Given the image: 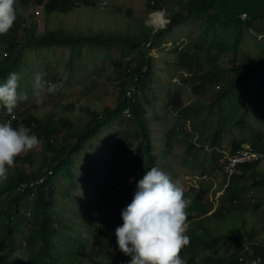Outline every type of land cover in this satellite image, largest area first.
<instances>
[{"label":"trees","instance_id":"obj_1","mask_svg":"<svg viewBox=\"0 0 264 264\" xmlns=\"http://www.w3.org/2000/svg\"><path fill=\"white\" fill-rule=\"evenodd\" d=\"M70 1L71 0H16L17 19L14 22V26L6 34L0 35V83L6 82L7 79L9 78L10 73H18L20 77L19 85L26 84L27 83L26 79L23 80V82H21L22 80L21 75H24L28 71V69L26 68L27 67L26 64H28L27 61L29 62V60L31 61L32 59L38 58V56L41 54H44V57L46 58L56 57L59 62H61L62 58H64L67 65H65L66 67L62 66V69L63 71L69 73V76L66 79L75 77V73H76L75 65L78 62H82L83 58L85 59V57L89 56L90 59L92 58L89 61L95 60L96 58H101V59L104 58L103 60L104 61L106 60L105 62L107 61L111 62L113 72L117 76L116 78L117 82L115 84L117 85V88H118V92H117L118 104L116 103V106H112L113 108L111 107H106L105 109L100 108V111L103 109L102 113L97 112L99 110H94L96 111L95 113L92 111L91 113L93 114H91V122H89L87 126L84 127L85 129H83L82 131L75 132L76 134L72 132V130H69L71 129V125L68 122L66 121L57 122L54 120L55 110L53 112H50V113L46 112L45 114L40 115L38 113L39 111L35 110V109H38V107L36 108V106H30L29 108L25 109L23 112H19V111L16 112V117L12 121V126L14 128H19L20 126L27 127L30 129V134H35L37 137L41 138L44 142L38 148L31 150L30 152L29 151L26 152L25 155L22 154L18 156L16 158L14 167L9 169L8 179L0 183V193H1L0 201L3 204L1 205L0 203V208H1L0 209L1 210L0 211V223H1L0 227L2 226V228H0V242H1L0 243V249H1L0 250V264H7V263L8 264H34L35 262H36L35 264H49V263L51 264H130L131 257L121 252L118 247L115 230L117 227L121 226L123 223V219L120 218L122 217V211L125 210L126 207L132 202L131 199H133L134 194L137 190L138 181L143 178L146 171H148L150 168L154 166L157 167L158 157L163 158V156H161L159 152L158 154L156 153L155 148L153 152L151 131L149 128V123L147 122L148 117H146V114L144 111L145 108L143 105V99L145 100V102L147 101L146 94L149 92L150 78H151L150 76H152L150 74H152L153 68L155 66L154 59L153 57L149 56V54L152 50L163 49L164 48L163 44L166 43L168 38L172 36L175 30V27L177 28L178 25L179 26L181 25V23L183 24L185 22L188 24V21L189 23H195L197 21V22H202L204 24V27L202 31L203 34H201V36H199L196 39H193V38L189 39L191 41H188L187 43L182 45L181 49L180 47H177L178 48L177 54H175L177 58H175L173 62L169 60L166 61L168 57L167 53L162 52V51L159 53V56L162 57V58L159 57V59L163 60V58H165L164 62H167V63L172 62V65L174 67H177L180 69L179 70L180 77H183L184 79V78H189L191 76V78L195 80L192 90L195 92V95H197V101L195 100L193 103H190L187 106L181 105V101L179 102L177 99L174 100V105L175 104L176 105L173 110H175V112L177 110L176 114L179 117V121L184 122L185 124H187V126L185 125L183 127H174L173 128L174 133L171 130V133H170L171 141L170 142H173V143H170V145L171 144L182 145L186 148L187 151L189 152L194 151L193 152L194 154H196L197 152L199 153L202 149L203 150L206 149L207 151L208 149L218 150L222 143V138H221L223 137L222 134L225 131L231 132L233 128H236V126L245 125L246 129L248 128L249 130H251L249 132L247 129L248 136L246 137V140L248 138H251L248 141L249 144H251L253 148L264 153V129H262L261 131L259 130L260 132H257L258 130L256 128L254 129V127L250 125V122L248 121V116H249L248 113L250 111V108L246 106V104H244L243 106H240V109H237L239 108V106L235 107L232 104L228 105L227 107L224 105L227 100L233 99L234 95L235 97H237L240 95V93L241 94L245 93L246 89H247L246 92L249 93L250 91L251 93V91L255 89L254 87H251V86L253 85L254 81H256L255 79L258 77L260 78V79L258 78L259 82H261L260 84L261 86H263V89H264V77L257 73V71L261 69L262 65L260 64H263L264 60L262 59L263 60L262 61L260 59L261 62L258 64L257 67H254L251 64H247L245 66L244 64L239 65L237 61L238 52L240 49L239 48L240 41L243 37L244 30L254 29V30L259 31V30L264 29V0H190V1L189 0H172L173 4L169 7L170 12L167 15V19H169V23L168 25H166V27L163 30H159L158 32H156L155 33L156 35L153 34L152 28L147 26L146 18L137 17V19H135L134 21L131 19L133 23L130 22V25H129L130 27L128 28L127 25L123 27V25L120 23L121 17H119L118 14L113 15L115 23L118 24L116 25L118 26V30L115 33L113 32L116 30V28H114L111 25H107V27L109 28V33L108 32L106 33V31L104 32L103 28L100 31L98 30L99 33L97 31L96 33L93 30H91V27L87 29L88 31L87 30L84 31L85 32L84 33L81 30V27L77 25V21H74L71 31L69 29L65 30L64 28H62V27H66L64 23H62L61 27L58 29H50L51 26L56 24L55 20L57 22L58 20H62L66 16H69V17L74 16L75 11L78 7H82L83 9H89L91 11L97 12L96 10V8L98 7L96 5L97 0H78V2L73 1V0L72 2ZM145 1H148V0H145ZM148 2L146 3L147 8L145 9V11L147 12H144V13H146L149 16L152 12L156 10H165L166 7L164 6L165 4L167 5L168 0H149ZM187 3L189 4V6ZM76 4H80V5L77 6ZM179 4H182L184 6L182 5L180 6ZM218 4L220 5L219 8H218L219 6ZM89 6H91L92 8ZM95 6L97 7L93 9ZM144 6H145V3H144ZM149 6L151 7L149 8ZM133 7H134V4L132 8H129L127 10L128 12L126 15H128L129 18L136 17L135 12H133ZM38 8L43 9L42 13L46 17V24L48 27L47 29L50 30L49 34L47 30L44 32V34L39 32V24H38L37 18H39L38 14L41 12L38 11ZM104 8L106 9L107 7H104ZM33 9L34 10L36 9L37 12L35 11L32 12ZM140 9L143 10V7H140L138 10ZM150 9L152 10L150 11ZM29 10H31L32 13L30 12V17L28 18L27 15L29 14L27 13ZM219 10L220 12L223 11V13H220ZM188 11L191 12V14L188 13ZM202 11H204V13ZM34 13H36L37 16H35ZM144 13H142L141 15H143ZM178 13L179 15H177ZM243 13H246L248 16L246 18H242L241 15ZM181 14H182L183 19H181L182 18ZM184 14L186 18L185 16H183ZM201 14L202 15L204 14V15L202 16ZM208 14H209V17H207ZM216 14L217 16L214 17V15ZM20 17H22V19ZM191 18H193V20L194 18H199V19H196L193 21ZM143 20L145 21L143 22ZM219 21L221 23L223 21L222 26L224 28H233L235 30V39L233 42L234 44L232 46H231V43L229 44L230 53H232V58H230L229 67L227 66V68L225 66V63L223 64L222 59H221L222 57H220L221 56L220 54L219 55L216 54L214 56L215 54L214 47L216 44L213 41L215 39L208 37L209 33H215V32L217 33L216 29L222 28L220 26L221 23ZM27 22H30V24H27ZM33 22L35 23V25L32 24ZM103 23L106 25V22L104 20H103ZM215 25L217 28L213 27ZM77 29L80 31H76ZM130 29L132 31H130ZM32 31L34 32V34H32ZM74 31L76 32L73 33ZM149 43H150V46L147 47ZM209 44L211 45V48L209 47L210 46ZM206 45L208 48L206 47ZM87 46H89V48ZM114 46H120L122 49H129L130 53H122L121 55H117V56L111 55L109 54V51H110V48ZM220 46H222V44L218 45V47ZM196 47L199 49H197ZM66 48H67V51H66ZM192 48H195V49H192ZM206 50L209 52L207 54L208 57L205 54ZM233 50L236 52H234ZM61 51H63V53ZM202 51H205V52H202ZM52 53L55 55H53ZM58 54L60 55L58 56ZM100 54H102V56H100ZM200 55L202 56L200 57ZM262 55L264 56V51ZM134 56L135 58H133ZM203 56L204 57L206 56V57L202 59ZM210 57H212V59ZM209 58L211 59V61ZM206 60H207V63H206ZM142 61L144 62V64H142L143 63ZM197 61H198V64H197ZM137 62H138V65L140 66L137 65ZM199 63H201V65ZM210 64L211 65L214 64V66L212 65L213 69L211 66H209ZM216 65H218V68ZM73 66H74V69H73ZM201 66H203V68ZM237 69L239 72L237 71ZM242 69L244 72L242 71ZM250 70L251 72L249 73ZM63 71H62V74H63ZM134 71L135 73H133ZM247 72H248V75H247ZM208 73L213 74V75H208ZM138 74L139 76H137ZM252 76H254V79H252L251 81L250 79L252 78ZM215 77H216V81H214ZM220 77H223L222 81L224 79L225 80L222 82ZM230 78H233V79H230ZM135 79H137L136 86L139 88V90L141 91L142 89H144L143 90L144 92L141 91L143 94L142 95L143 97H140V98L135 97L129 100L127 99V95L125 94H127V89L132 85V83L134 84ZM228 81L230 82V84ZM44 82L45 84L47 83L46 84L47 86L51 85L52 83L54 84L61 83L62 86L60 85V87L68 86L70 83V82H64L65 83L64 84L62 82H56L54 79L50 77L49 78L46 77L44 79ZM206 82L207 83L210 82V84L209 83L206 84ZM223 84L225 85V87ZM244 85L248 87L246 88ZM194 86H198V87L195 89ZM211 86H212V90L215 89L217 97L215 100L210 99L208 103H205L206 98H208L210 94L208 92L209 90L208 88H210ZM218 87H220V89H218ZM223 88L226 89L227 92H223V91H226ZM238 88H240L239 90L243 89L244 92L238 91ZM194 89L197 91H195ZM235 89L236 91H238L237 93ZM232 90L234 91V94ZM254 91L257 93H260V89H255ZM200 99L201 101H199ZM248 100L251 101V99H248ZM110 101L114 103L113 100H110ZM147 102L149 104V101ZM198 102L202 103L203 105ZM106 104H107V101H106ZM203 106L204 108H202ZM245 106L247 108H245ZM2 107L3 106L0 105V110ZM218 107L219 109L217 112L216 109ZM65 108L66 107H64V110ZM140 108H143V109H140ZM110 109H111V113L109 112ZM127 109L131 110L132 118L135 117L133 119L132 126H135L136 128L135 131L139 132L138 134L137 132L135 134V138L138 139L139 146L135 147L134 149L133 145L131 144L132 149L130 150L132 152L136 151L142 154V156L144 157L139 156V158L138 157L133 158V161L134 162L137 161V162L133 165L132 170L125 169V168L116 169L110 176L111 178L109 177V179H107L106 185L107 186L109 184L111 185L107 187V190L109 192L108 191L101 192L102 203L98 206L96 211L91 212L92 217H93L92 220H95V225L98 228L93 234L89 236L84 231H79L77 229V225L80 224L81 222L84 223L85 221L84 219L81 222L80 221L76 222L72 218H69L66 215L59 214L60 212L58 211L57 208H58L59 203L62 202V200L60 198L61 195L56 198L55 191H54V187H55L54 184L57 185V182H58L57 176L60 177L62 174H65L68 177L73 176L72 174L74 172H72L73 170L71 169L73 166L72 159L78 156L82 152V150L86 147V145L90 141H92L94 138H96L97 135L103 132L104 129L109 128V126L114 124L117 121V119H120L121 117L123 118L124 117L123 114ZM4 110L7 111L5 108ZM113 110L115 111V113L119 112V114H116V117H115V113H113L114 112ZM234 110L236 113L241 112L237 114L238 117L234 114ZM219 112H220L219 115L221 117L218 116ZM7 113L9 112L7 111ZM239 115L241 117H239ZM142 116H143V119H142ZM1 117H2V114L0 113V123L4 122L3 117L2 119ZM112 117H114L115 119H113ZM117 117H120V118H117ZM223 117L225 120L223 119ZM234 117H236L239 120L237 119L233 120ZM126 118L130 119L128 117ZM226 118H228V121H226L227 120ZM244 118L245 120H247V122L244 120ZM112 119H113V122H112ZM141 120L143 121L145 120L144 123ZM243 120L245 123L243 122ZM110 121L111 123H109ZM240 122L242 125L240 124ZM101 123L104 125H102ZM107 123H109L110 125ZM143 124L144 125L146 124L147 126L146 125L144 126ZM247 124L250 126L248 127ZM250 127L251 128L253 127V128L251 129ZM99 128H101V131ZM65 130L68 131V134L66 135V137H64L62 140H56V136L60 132L65 131ZM145 131H147L148 133ZM172 133H173V136H172ZM200 135L202 138L200 137ZM131 136L134 137V135H126V138L127 139L129 138L128 141L132 139ZM202 141L204 142L203 144H201ZM123 144H124V149H125L126 147L125 141L123 142ZM201 147L202 149H199ZM230 147H231L230 155H233L237 151H240L243 148V145L242 143L233 141V144L231 143ZM35 150H36V153H34ZM47 150H50V151H47ZM32 153L36 155H33ZM30 154L33 157L35 156L40 157L43 160V162L41 160V164H39L41 167H39L38 174L36 175L32 174L29 176L27 173L28 171L25 169H28L30 167L34 171H35V168L38 169V164L35 162V159H30L32 157ZM202 155H204V153ZM227 155L224 154L221 156L219 160L216 159L214 161L213 159H210V157H205V156L199 157V159L201 158L204 160L199 162L197 167H195L194 165L195 159H190V161H188L189 167H192V166H193L192 168L195 167L200 173L201 177H204V178L207 177L208 179L201 182V188L199 191H197L195 187L192 188L191 190L190 189L185 190V196L191 197L192 199V204L187 209V221L194 220L196 221V224H197L195 229L193 228L192 230L186 233L190 237V244L187 246L189 250L185 246L186 249L185 248L182 249L180 253L181 257L183 256L182 258L186 261V264H198V263L199 264H264V197L262 196L255 197L253 200H250L247 202L242 200V195H244L245 192L253 191V190L264 191V164H260L259 162H252L249 164L240 165L238 166L236 173L233 176L229 177L223 171V165L225 164V157ZM196 156L197 155H194V158H196ZM163 160H166V158ZM22 167L24 168V171ZM49 172H53L54 174L52 175V177L47 179L44 185L39 186L36 189L37 191L35 190L36 192L33 196L34 199L29 198L30 195L27 191H26L27 193L19 191L21 184L25 182L29 183V181L31 180L36 181L38 178L42 177V175L43 176H45V174L48 175ZM218 178L223 179L222 186L219 189L224 190L223 194L219 198L220 208L215 207V203L213 201L210 202V200L207 199L211 193H213V197L216 196L217 191L215 190L214 192H212V189L215 186L214 182ZM114 182L122 186L123 188L122 194L120 195L116 194L118 192H116L114 189L115 188ZM51 184L54 186H52ZM110 189L111 190L114 189V190L111 192ZM15 191L19 194L17 195ZM64 191H65L64 189L61 190V192H64ZM38 194L40 197L38 196ZM69 194H70V191L67 192L65 196L67 195L70 196ZM4 195L5 196L7 195V197H5ZM107 195H110L111 199H110V196H107ZM123 195H125L126 197H124ZM2 197L4 198V200ZM51 197H53V199ZM35 198L36 199L39 198L38 199L39 204L35 200ZM15 199L16 201H14ZM28 200H30L31 202L29 201L27 203ZM115 201L117 202V204H115ZM16 202L18 203L15 205ZM32 202H34V204H32ZM56 202L58 205L57 204L55 205ZM124 202L126 203V205L124 204ZM8 204L10 207L8 206ZM35 204H36V208L34 207ZM118 204H123L124 206L123 205L119 206ZM88 205L89 207H92V203H88ZM88 205H87V208H89ZM1 206L2 207L4 206V208H2ZM12 207L14 208L12 210H15V211L11 210ZM18 210L23 211V213L22 212L20 213V211ZM33 211L35 212V214L33 213ZM29 213L31 214V217H28ZM10 214H11V217H10ZM20 214H21V217H23V219H27V220L23 221V219L20 217ZM221 214H225V215H221ZM7 216H9L8 218H12L13 220L12 219L8 220L6 218ZM54 220H59L60 224L57 225L56 223H54ZM108 223H114V225L116 226L113 232L108 227ZM17 224H20V225H17ZM15 226L18 229L20 228L21 231L18 229L16 230ZM53 229L54 231H52ZM8 230L9 231L11 230L12 232L11 231L9 232ZM6 234H11L12 237L9 235L6 236ZM17 234L19 236V239L16 236ZM27 235L29 236L28 238H27ZM16 237L17 239H15ZM90 245H94V246L96 245L95 246L96 248L102 249L103 251L102 259L100 260L99 263H96L94 260H92L86 255V252L90 250L89 249ZM31 247L32 249L34 247L35 252L31 250ZM12 248H14L13 251H12ZM33 252L34 254L31 256L30 253H33ZM189 254H191L192 256Z\"/></svg>","mask_w":264,"mask_h":264},{"label":"rangeland","instance_id":"obj_2","mask_svg":"<svg viewBox=\"0 0 264 264\" xmlns=\"http://www.w3.org/2000/svg\"><path fill=\"white\" fill-rule=\"evenodd\" d=\"M145 2H147V1H144V0H97L96 5L98 7L95 6V8L97 7L96 9L98 12H94V11L92 12L91 10L89 12L88 11L89 9H83L81 7H78L76 9V11L77 10L78 11L77 12L75 11L76 15L74 14L75 17L74 16H72V17L66 16L62 20H58L57 23L55 25H53V26H55V28L53 26H51L52 28H50V29H58L61 27V24L64 23L66 25V27H62V28H64L65 30H68V29L72 30V25H73L74 21H77V22H79V26L82 28L81 29L82 31H86L87 30L86 28L91 27L92 28L91 30H96V31H98V30L100 31L103 28V29H105V31L107 33L109 31V28L106 26L111 25L114 28H116V30L113 32V33H115L118 30V26H116L118 24H116L114 21V16H113L114 14H118V16L121 17L120 23L123 25V27H125L126 25L127 26L130 25L131 19H133V18L137 19V17H143V18H146L147 21H149V16L146 13L141 15L145 11V9L147 8V6H146V8L144 6ZM133 4H134L133 12H135L136 17L129 18L128 15H126L128 12L127 10L129 8H132ZM172 4H173L172 0H168V2H167L168 6L166 4L164 6V7H166L165 10H168V11L163 10L166 14V17L168 15V13L170 12L169 7ZM104 7H107L108 9L107 8L104 9ZM140 7H143V10L142 9L138 10ZM102 9H104V11ZM111 9H113L112 13L109 12V11H111ZM84 10H87V11L84 13ZM34 11H36V9L32 10V12H34ZM38 11H40L42 13L41 8H38ZM116 11H118V12L116 13ZM30 12H31V10L28 11V14H29L28 18L30 17ZM41 13L38 14L39 18H37V20H38V24H39V32L44 33L47 30L46 17L44 15H42L43 13L42 14ZM34 14H35V16H37L36 13H34ZM83 14L84 15L86 14V15L84 16ZM88 14H89V16H88ZM90 14H91V16L92 15L93 16L90 17ZM244 14H246V13L242 14V16H241L242 18H243ZM247 16L248 15L246 14V17ZM82 17H84V18H82ZM97 18H98V20H97ZM103 19H104V21L106 20L105 21L107 23L106 25L103 23ZM84 22H86V24ZM83 23L85 24V26L83 25ZM27 24H30V22H27ZM93 24H95V26ZM202 24H203L202 22L181 24L182 26L180 25L179 27L175 28V30H174L175 32H173V35L169 38L170 40L174 41V43H173L174 45H172L171 47H164L161 50H152L150 52L149 56L153 57L154 65H155L153 68V72L151 74L152 76H150L151 77L150 78V90H149V93H147L149 96H147V94H146V97L149 99L148 101H150L149 102L150 105L147 102H145V100L143 99V105H145V109H147V110H145V114H146V117L149 118L148 121L150 120L148 123L150 126L149 128H151L150 131H151V137H152L153 152H154V148H155L156 153L158 154V152H159L160 155L163 156V158L157 159V167L160 168L162 171H164L166 174H168L172 178L173 181L178 182L179 185H181L184 188V190H186V189L191 190L192 188L195 187L197 189V191L200 190L201 182L204 180V177H201L200 173L195 168V167H197L199 162L204 160L201 158L199 159V157H203V156L210 157V159H213V161H214L216 159L219 160L221 158V156L224 154L230 155V148H231L230 145H231V142H233V140L235 141V139L239 140V141H236L238 143H242V142L245 143V144L242 143L243 147H246L248 145L251 146V144H249V142H248L249 139H247V140L245 139L247 137V134H248L247 130H244V128L246 129L245 125L243 127L238 125V127L233 128V130H234L233 132L232 131L231 132L225 131L222 134L223 140H222V143H221L220 148L218 150L217 149L216 150L208 149V151H207L206 149L203 150L201 147L200 149H202V150L199 153L197 152L196 154H194L193 153L194 151L189 152L182 145H175V144L170 145V143H173V142H170L171 141V139H170L171 128L183 127L185 125L187 126V124H185L184 122L179 121L178 115L173 110L174 109L173 108L174 100L176 98L179 99L178 96H180L181 105H183V106H187L190 103H193L195 100L197 101V95H195L194 91L192 90L195 80H193L191 78V76L189 78L183 79V77H180V71H179L180 69L177 67H174L172 65V62L174 61V59L177 58V56H175V54H177L176 53L177 48L175 46L178 47L179 44L184 45L185 43H187L189 41V39H191V38L196 39L197 37L201 36L202 30L204 27V24L203 25ZM77 25H78V23H77ZM177 29H178V31H177ZM216 30H217L216 35H214L215 33H209L208 37L209 38H214V37L218 38V39H215L213 41V42H215V44H217V45L214 44L215 45L214 53L220 54L221 55L220 57H222L223 64L225 63V66L229 67V59L232 58V57H230V56H232V53H230L229 42L231 43V46L234 44L233 42L235 39V37H234L235 35L233 36V33L235 34V30L233 28H223V27L218 28ZM222 30L227 31L229 34L228 33L226 34V32H224ZM176 33H177V35H176ZM224 33H225V35L223 36ZM221 35L223 37L227 36L228 38L226 37L227 39L225 38V40H224V38L221 37ZM216 36H218V37H216ZM219 37H221L220 38L221 43L218 42ZM169 39H168V41H169ZM169 42H171V41H169ZM169 42H166V43H169ZM218 43L223 44V45L218 47ZM263 43H264V29L259 30V31L254 30V29L244 30L243 37L240 41V46H239L240 50L238 52V57H237L238 64L239 65L240 64H244V65L245 64L246 65L252 64L253 66H258V62L259 63L261 62L260 59L264 60V56L262 55L263 51H264V44ZM161 51L167 53L168 57H167L166 61L169 60L172 62H170V63L164 62L165 58H163V60L159 59V57H161V56H159V53ZM122 53H130V50L129 49H122L120 46H114V47H111L110 51H109V54L116 55V56L121 55ZM103 59L96 58L95 60L89 61L90 57H85V59L83 58V61L81 62V64L83 63L82 65L80 64V62H78L75 65V72H77L76 76L74 78H69V79H66L69 76V73L63 71V69H62V66L67 65L64 58H62L61 62H59L56 57L46 58V57H44V54H41L38 56V58L32 59L31 61L29 60V62L27 61V63H29L27 65L28 71L24 75H22L21 82H23V80L26 79V82H28V83H26L24 85L23 84L19 85L20 87L18 89V91L26 93V99L19 101L17 104V107L13 110V112L11 114H16L17 111L23 112L25 109L29 108L30 106L38 107L37 111H39L40 115H43L46 112H49V110H50V112L55 110V115H56V116H54L55 121L56 120L61 121V119H62V121L68 122L69 124H71V128H73V129H71L72 132H77V131L79 132L80 130L82 131L83 127L87 126V124L89 122H91V113H89V111L91 112L94 110H100L101 106H102V108L103 107L106 108V107H110V106L112 108V102L110 100L114 101L113 106H116V103H118V101H117V92H118L117 90H118V88H117V85L115 84L116 80H117L116 79L117 76L113 72L111 62L107 61L104 64L103 62H101V61H103ZM87 61H88V64L86 65ZM51 64H53V65H51ZM83 65H84V67H83ZM88 65L89 66L92 65V66L88 67V69L86 68L87 71H85L84 69ZM73 69H74V66H73ZM258 69H260V68H258ZM263 69H264V63L261 66V69H260L261 71L258 70L257 73L264 77V74H263L264 70ZM62 71H63V74H62ZM58 72L59 73L61 72V73L59 74ZM82 72L84 73V75ZM38 76L41 77V79L38 80L37 79ZM46 77H50V78L54 79L56 82H62V83L70 82V83L68 86H65L63 88L59 87L61 85V83H59L58 85L52 83L53 86H55L56 88L54 87V90L50 91L49 89H50V86H52V84L48 85V86L46 84H43L44 78H46ZM255 80L256 81H254L252 87L254 86L255 89H260V93L255 92L254 91L255 89L251 91V94H250V91H249V93L245 91L244 94L242 93L243 95L241 94V96L239 95V97L237 96V97H235V99L233 98V99L227 100L226 101L227 103H225L224 105L227 107L228 105L232 104L235 107L236 106L240 107L241 102L243 103V105L246 104L250 108V111L248 113V115H249L248 121L250 122V125L255 127L257 130H262V129H264V97H263L264 96L263 95L264 89H263V86H261V84L257 82V81H259V79L256 78ZM92 84H93V86H92ZM90 86H92V87H90ZM208 91H210V94H209V97L206 98L205 103H208L210 101V99L215 100L217 97L215 89L212 90V87H210ZM150 93H151V95H150ZM214 95L216 97H214ZM247 95H250V99H251L250 102L248 100L249 96H247ZM87 96H89V97H87ZM85 98L87 101L85 100ZM51 99H52V101H51ZM107 100H108V102L110 101L109 102L110 105L108 104V102L106 104ZM38 103H39V105H38ZM161 105H163V106H161ZM158 106H160V107H158ZM64 107H67V108H65V110H64ZM41 109H42V111H41ZM167 110H169V111H167ZM87 112H88V114H87ZM97 112H100V111H97ZM150 113H152V114H150ZM76 115H78V116H76ZM81 116H82V118H81ZM158 116L161 120H159ZM56 117H57V119H56ZM133 119L134 118H132L131 120L127 119L125 116L122 119V117H121L114 124H112L111 127H109V129L107 128L108 130L105 129L106 132L105 131L101 132L97 138H94V140H92V142H89L90 144L88 143V145L82 150L83 152H81L78 156H76L74 158V161H72V162L76 163V164H74V167L72 166V168H71L72 170H74L73 171L74 175L72 177H68L65 174H62L60 176V178L58 179L57 185L54 187L56 198L61 195L60 198L62 200V202L59 203L58 208L56 206V208L60 212L59 214L60 215H66L69 218H72L76 222L77 221L81 222L84 219L85 220L84 223L81 222L80 224H78L77 229L79 231H82V230L87 231L89 233V236L96 231L95 220H92L93 217H92L91 212L96 211L98 206L102 203L101 192L107 191V185H106L107 179L112 175V173L116 169L125 168V169L132 170L133 165H134V162L132 160H133V158H135L134 156H136V157L142 156V154H140L136 151L132 152L130 150V149H132L131 144L133 145L134 149H135V147L138 146V144H139L138 139L132 138L129 142H128V140H126V135H130V134L132 135V132H136L135 126L131 125L133 122ZM245 121L247 122V120H245ZM124 122H126V123H124ZM82 123H83V125H82ZM128 123H129V125H128ZM72 124H73V127H72ZM154 125L158 128H156ZM128 126L130 128H128ZM117 127H119V129H117ZM242 129H243V131H242ZM75 130H77V131H75ZM160 130H161V132H160ZM115 131H117V132H115ZM239 132H241L242 134L240 135ZM67 134H68L67 130L60 132L56 136V140H62ZM116 137H118V138H116ZM235 137H237V138H235ZM242 138L244 141L242 140ZM124 141L126 144L125 149H124V144H123ZM158 141H160V142H158ZM88 146H89V148H88ZM202 152L204 153V155H202L203 154ZM25 154H26V152L23 153V155H25ZM194 155H197L196 158H194ZM165 158H166V160H163ZM33 159H35V162L38 165L41 164V160H42L41 158L37 157V159H36V156H35V157H33ZM190 159H195V161H194L195 167L194 168H192L193 166L189 167V165H188V161H190ZM207 160H209V159H207ZM39 167H38V170L34 167L35 171L31 167L28 168L27 169L28 175L30 176L32 174H34V175L38 174ZM169 169H171V170H169ZM75 172H76V174H75ZM69 178H73V179H69ZM67 179L69 180V182ZM62 180L65 183L64 186L62 184H60V183H63ZM72 180H74V181L72 182ZM66 182H67V184H66ZM196 182L198 185L196 184ZM222 182H223V179H221V178L216 179V181L214 182L215 186L213 187L212 192H214L215 190L217 191L216 196H215L217 198L213 197V193H211L209 195V197L207 198L208 200L213 201L215 203V207H219V205H220L219 198L224 192V190L219 189L222 186ZM91 183H93V184H91ZM58 185L59 186L62 185V188H60ZM114 187L116 188L115 190L118 192L117 195H120L123 193L122 192L123 188L122 189L117 188L118 186H114ZM62 189H64L65 191L61 192ZM69 191H70V194H69L70 196H68V195L65 196V194ZM71 192H73V193L71 194ZM259 196L264 197V191H262V190L248 191V192H245L244 195H242V200L247 202V201L253 200L255 197H259ZM89 202L92 203V207L87 208V204ZM28 217H31L30 213L28 214ZM54 223H56L57 225L60 224L59 220H54ZM187 223L189 225L187 232L192 230L193 228L195 229V227L197 225L196 221H194V220L193 221L189 220V221H187ZM108 227L111 228V230L113 232L115 230L116 226L114 225V223H108ZM89 249L90 250L86 252V255L89 258H91L92 260H94L96 263H99L100 260L102 259V252H103L102 249L101 248H95L94 245H90Z\"/></svg>","mask_w":264,"mask_h":264},{"label":"clouds","instance_id":"obj_3","mask_svg":"<svg viewBox=\"0 0 264 264\" xmlns=\"http://www.w3.org/2000/svg\"><path fill=\"white\" fill-rule=\"evenodd\" d=\"M16 19V0H0V35L6 34ZM19 79L18 73H10L7 81L0 83V105L9 113L26 99V93L18 91ZM43 142L27 127L14 128L10 121L0 123V183L8 179L18 156ZM191 204L184 188L160 168L146 171L132 202L122 211L123 224L115 230L118 247L131 257L130 264H186L180 253L190 244L186 233Z\"/></svg>","mask_w":264,"mask_h":264},{"label":"bare ground","instance_id":"obj_4","mask_svg":"<svg viewBox=\"0 0 264 264\" xmlns=\"http://www.w3.org/2000/svg\"><path fill=\"white\" fill-rule=\"evenodd\" d=\"M73 1H74V0H73ZM144 1H145V0H144ZM148 1H149V0H148ZM148 1H147V2H148ZM189 1H190V0H189ZM21 2H22V1H21ZM27 2H29V1H27ZM43 2H44V1H43ZM70 2H72V0H71ZM147 2H145V4H146ZM163 2H164V1H163ZM17 3H18V1H17ZM23 3H24V1H23ZM87 3H89V2H87ZM148 3H149V2H148ZM34 4H35V3H34ZM72 4H73V3H72ZM101 4H102V3H101ZM177 4H178V3H177ZM187 4H188V3H187ZM35 5H36V4H35ZM74 5H75V4H74ZM76 5L79 6L80 4H76ZM117 5H118V4H117ZM149 5H150V4H149ZM154 5H155V4H154ZM179 5L181 6L182 4H179ZM179 5H178V6H179ZM218 5H219V4H218ZM182 6H184V5H182ZM186 6H187V5H186ZM188 6H189V4H188ZM32 7H33V6H32ZM41 7H42V6H41ZM89 7H91V6H89ZM150 7H151V6H149V8H150ZM153 7H155V6H153ZM161 7H162V6H161ZM212 7H213V6H212ZM219 7H220V5L218 6V8H219ZM81 8H82V7H81ZM91 8H92V7H91ZM91 8H90V9H91ZM101 8H102V7H101ZM145 8H146V5H145ZM180 8H181V7H180ZM45 9H46V8H45ZM93 9H95V7H94ZM93 9H92V10H93ZM104 9H105V8H104ZM107 9H108V8H107ZM109 9H110V8H109ZM161 9H162V8H161ZM164 9H165V8H164ZM210 9H211V7H210ZM214 9H216V8H214ZM222 9H223V8H222ZM96 10H97V9H96ZM112 10H113V9H111V11H109V12L112 13ZM151 10H152V9H150V11H151ZM153 10H154V9H153ZM169 10H170V9H169ZM172 10H173V9H172ZM190 10H191V9H190ZM220 10H221V9H220ZM220 10H219V12H220ZM17 11H18V10H17ZM42 11H43V9H42ZM77 11H78V10H77ZM77 11H76V12H77ZM86 11H87V10H84V13H85ZM88 11L90 12V10H88ZM99 11H100V10H99ZM103 11H104V10H103ZM107 11H108V10H107ZM165 11H168V10H165ZM173 11H174V10H173ZM19 12H20V10H19ZM35 12H36V11H35ZM46 12H47V11H46ZM92 12H93V11H92ZM97 12H98V11H97ZM101 12H102V11H101ZM109 12H108V13H109ZM117 12H118V11H116V13H117ZM144 12H147V11H144ZM144 12H143V13H144ZM148 12H149V11H148ZM179 12H180V11H179ZM196 12H197V11H196ZM202 12L204 13V11H202ZM207 12H208V11H207ZM207 12H206V13H207ZM216 12H217V11H216ZM17 13H18V12H17ZM48 13H49V12H48ZM87 13H88V12H87ZM174 13H175V12H174ZM188 13L191 14V12H189V11H188ZM220 13H223V11L220 12ZM27 14H28V13H27ZM41 14H42V13H41ZM100 14H101V13H100ZM100 14H99V15H100ZM136 14H137V13H136ZM218 14H219V13H218ZM20 15H21V14H20ZM42 15H43V14H42ZM45 15H46V14H45ZM52 15H53V14H52ZM75 15H76V13H75ZM83 15H84V14H83ZM85 15H86V14H85ZM85 15H84V16H85ZM99 15H98V16H99ZM104 15H105V14H104ZM109 15H110V14H109ZM130 15H131V14H130ZM158 15L160 16V14H158ZM165 15H166V14H165ZM177 15H179V13H178ZM197 15H198V14H197ZM201 15H202V14H201ZM203 15H204V14H203ZM203 15H202V16H203ZM234 15H236V14H234ZM21 16H22V15H21ZM27 16H28V15H27ZM88 16H89V14H88ZM92 16H93V15H92ZM92 16H91V14H90V17H92ZM100 16H101V15H100ZM174 16H175V15H174ZM183 16H185V14H184ZM188 16H189V15H188ZM188 16H187V17H188ZM211 16H212V15H211ZM215 16H217V14L214 15V17H215ZM221 16H222V15H221ZM241 16H242V15H241ZM74 17H75V16H74ZM96 17H97V16H96ZM119 17H120V16H119ZM119 17H118V18H119ZM130 17H131V16H130ZM146 17H147V16H146ZM168 17H169V16H168ZM172 17H173V16H172ZM181 17H182V14H181ZM196 17H197V16H196ZM199 17H200V16H199ZM207 17H209V14H208ZM20 18L22 19V17H20ZM20 18H19V19H20ZM52 18H53V17H52ZM78 18H79V17H78ZM82 18H84V17H82ZM88 18H89V17H88ZM170 18H171V17H170ZM185 18H186V16H185ZM210 18H211V17H210ZM220 18H221V17H220ZM47 19H49V18H47ZM54 19H55V18H54ZM92 19H93V18H92ZM92 19H91V20H92ZM115 19H116V17H115ZM156 19L159 20L158 18H156ZM181 19H183V17H182ZM191 19L193 20V18H191ZM196 19H199V18H194V20H196ZM202 19H203V17H202ZM222 19H223V17H222ZM32 20H33V19H32ZM83 20H84V19H83ZM97 20H98V18H97ZM103 20H104V19H103ZM132 20L134 21L135 19L133 18ZM192 20H191V21H192ZM194 20H193V21H194ZM209 20H210V19H209ZM211 20H212V19H211ZM84 21H85V20H84ZM105 21H106V20H105ZM129 21H130V20H129ZM133 21H131V23H133ZM139 21H141V20H139ZM144 21H145V20H143V22H144ZM193 21H192V22H193ZM223 21H224V20H223ZM223 21H222V23L219 21V22L221 23V25H220L221 27H223V26H222V25H223ZM23 22H24V21H23ZM23 22H22V23H23ZM135 22H136V21H135ZM137 22H138V21H137ZM143 22H142V24H143ZM171 22H172V21H171ZM171 22H170V23H171ZM196 22H197V21H196ZM196 22H195V23H196ZM207 22H208V21H207ZM224 22H225V21H224ZM242 22H243V21H242ZM25 23H26V22H25ZM55 23H57L56 20H55ZM77 23H78V22H77ZM84 23L86 24V22H84ZM84 23H83V25L85 26ZM110 23H111V22H110ZM140 23H141V22H140ZM184 23H185V22H184ZM184 23H183V24H184ZM188 23H189V21H188ZM237 23H238V22H237ZM18 24H19V23H18ZM32 24L35 25L34 22H33ZM42 24H43V23H42ZM106 24H107V23H106ZM137 24H139V23H137ZM181 24H182V23H181ZM186 24H187V23H186ZM208 24H209V23H208ZM214 24H215V23H214ZM216 24H217V22H216ZM218 24H219V23H218ZM21 25H22V24H21ZM78 25H79V24H78ZM81 25H82V24H81ZM93 25L95 26V24H93ZM135 25H136V23H135ZM167 25H168V24H167ZM202 25H203V24H202ZM229 25H231V24H229ZM232 25H233V23H232ZM234 25H235V24H234ZM103 26H104V25H103ZM140 26H141V25H140ZM140 26H139V27H140ZM147 26H148V25H147ZM181 26H182V25H181ZM220 26H219V27H220ZM20 27H21V26H20ZM25 27H26V26H25ZM53 27L55 28V26H53ZM106 27H107V26H106ZM129 27H130V26L128 25V28H129ZM135 27H136V26H135ZM170 27H171V26H170ZM174 27H175V25H174ZM178 27H179V25H178ZM208 27H209V26H208ZM213 27H216V25L213 26ZM227 27H228V26H227ZM231 27H232V26H231ZM17 28H18V27H17ZM32 28H33V26H32ZM47 28H48V27H47ZM51 28H52V27H51ZM77 28H78V27H77ZM94 28H95V27H94ZM94 28H93V29H94ZM140 28H141V27H140ZM175 28H176V27H175ZM216 28H217V27H216ZM223 28H224V27H223ZM30 29H31V28H30ZM30 29H29V31H30ZM81 29H82V28H81ZM86 29H88V28H86ZM91 29H92V28H91ZM98 29H99V28H98ZM98 29H97V30H98ZM131 29H132V27H131ZM131 29H130V31H132ZM138 29H139V28H138ZM142 29H144V28H142ZM142 29H140V30H142ZM34 30H35V29H34ZM40 30H41V29H40ZM69 30H70V29H69ZM103 30H104V32H105V29H103ZM103 30H102V31H103ZM135 30H136V29H135ZM145 30H146V29H145ZM162 30H163V29H162ZM171 30H172V29H171ZM173 30H174V28H173ZM204 30H205V29H204ZM19 31H20V30H19ZM43 31H44V30H43ZM52 31H53V30H52ZM70 31H71V30H70ZM70 31H69V32H70ZM76 31H80V30L77 29ZM76 31H74L73 33H75ZM87 31H88V30H87ZM93 31L95 32L96 30H93ZM93 31H92V32H93ZM149 31H150V30H149ZM177 31H178V29H177ZM202 31H203V30H202ZM208 31H209V30H208ZM212 31H213V30H212ZM222 31L226 32V34L228 33V32L225 31V30H222ZM47 32H48V34H49V33H50V30L47 29ZM83 32H84V31H83ZM97 32H98V31H97ZM97 32H96V33H97ZM104 32H103V33H104ZM135 32H136V31H135ZM147 32H148V31H147ZM174 32H175V31H174ZM209 32H210V31H209ZM73 33H72V34H73ZM84 33H85V32H84ZM84 33H83V34H84ZM90 33H91V32H90ZM98 33H99V32H98ZM108 33H109V31H108ZM159 33H160V32H159ZM169 33H170V32H169ZM215 33H216V32H215ZM32 34H34L33 31H32ZM43 34H44V33H43ZM46 34H47V33H46ZM66 34H67V33H66ZM149 34H150V32H149ZM161 34H162V33H161ZM163 34H164V33H163ZM171 34H172V33H171ZM174 34H175V33H174ZM198 34H199V33H198ZM202 34H203V33H202ZM206 34H207V33H206ZM221 34H222V33H221ZM228 34H229V33H228ZM36 35H37V33H36ZM69 35H70V34H69ZM155 35H156V34H155ZM164 35H165V34H164ZM172 35H173V34H172ZM176 35H177V33H176ZM214 35H216V34H214ZM224 35H225V33L223 34V36H224ZM234 35H235V34L233 33V36H234ZM29 36H30V35H29ZM150 36H151V35H150ZM223 36L221 35V37H223ZM154 37H155V36H154ZM156 37H157V36H156ZM202 37H203V36H202ZM216 37H218V36H216ZM221 37H219V40H220V41L218 40V42H220V43H221V39H220ZM226 37H227V36L223 37L224 40H225ZM234 37H235V36H234ZM190 38H191V37H190ZM197 38H198V37H197ZM206 38H207V37H206ZM223 38H222V39H223ZM227 38H228V37H227ZM227 38H226V39H227ZM203 39H204V38H203ZM214 39H218V38H215V37H214ZM214 39H213V40H214ZM146 40H147V39H146ZM205 40H206V39H205ZM189 41H191V40H189ZM198 41H199V40H198ZM206 41H207V40H206ZM206 41H205V42H206ZM216 41H217V40H216ZM222 41H223V40H222ZM231 41H232V40H231ZM199 42H200V41H199ZM227 42H228V41H227ZM227 42H226V43H227ZM71 43H72V42H71ZM71 43H70V44H71ZM209 43H210V42H209ZM216 43H217V42H216ZM220 43H219V44H220ZM191 44H192V43H191ZM191 44H190V45H191ZM197 44H198V43H197ZM219 44H218V45H219ZM229 44H230V42H229ZM263 44H264V43H263ZM199 45H200V44H199ZM209 45H210V44H209ZM216 45H217V44H216ZM222 45H223V44H222ZM224 45H225V44H224ZM79 46H80V45H79ZM151 46H153V45H151ZM156 46H158V45H156ZM156 46H155V47H156ZM202 46H203V45H202ZM76 47H78V46H76ZM87 47L89 48V46H87ZM190 47H192V46H190ZM206 47H207V45H206ZM206 47H205V48H206ZM209 47L211 48V45H210ZM73 48H74V46H73ZM196 48H197V47H196ZM207 48H208V47H207ZM221 48H222V47H221ZM239 48H240V47H239ZM57 49H58V48H57ZM177 49H178V48H177ZM192 49H195V48H192ZM197 49H199V48H197ZM197 49H196V50H197ZM211 50H213V49H211ZM239 50H240V49H239ZM66 51H67V48H66ZM66 51H65V52H66ZM233 51H234V50H233ZM49 52H50V51H49ZM52 52H53V50H52ZM59 52H60V51H59ZM61 52L63 53V51H61ZM192 52H193V51H192ZM202 52H205V51H202ZM206 52H207V53H206ZM206 52H205V54H206V56H207V54H208L209 52H208L207 50H206ZM211 52H212V51H211ZM234 52H236V51H234ZM11 53H12V52H11ZM76 53H77V51H76ZM176 53H177V52H176ZM199 53H200V51H199ZM52 54H53V53H52ZM197 54H198V53H197ZM211 54H212V53H211ZM211 54H209V55H211ZM233 54H234V53H233ZM236 54H237V53H236ZM53 55H55V54H53ZM59 55H60V54H58V56H59ZM67 55H68V54H67ZM71 55H72V54H71ZM89 55H90V54H89ZM108 55H109V54H108ZM108 55H107V56H108ZM145 55H146V54H145ZM215 55H216V54H214V56H215ZM218 55H219V54H218ZM65 56H66V55H65ZM100 56H102V54H100ZM143 56H144V54H143ZM190 56H192V55H190ZM201 56H202V55H200V57H201ZM206 56H205V57H206ZM234 56H235V55H234ZM88 57H89V56H88ZM198 57H199V56H198ZM205 57L203 56L202 59H204ZM207 57H208V56H207ZM212 57H213V56H212ZM212 57H210V58L212 59ZM230 57H232V56H230ZM236 57H237V56H236ZM81 58H82V57H81ZM133 58H135V56H134ZM137 58H138V57H137ZM210 58H209V59H210ZM214 58H215V57H214ZM219 58H220V57H219ZM30 59H31V57H30ZM59 59H60V58H59ZM91 59H92V58H91ZM91 59H90V60H91ZM145 59H147V58H145ZM197 59H199V58H197ZM211 59H210V61H211ZM221 59H222V58H221ZM108 60H109V59H108ZM133 60H134V59H133ZM133 60H131V61H133ZM229 60H230V59H229ZM105 61H106V60H105ZM105 61L103 60V61H101V62H103V63L105 64ZM144 61H146V60H144ZM237 61H238V59H237ZM142 62H143V61H142ZM208 62H209V61H208ZM234 62H235V60H234ZM245 62H246V61H245ZM139 63H140V62H139ZM206 63H207V60H206ZM232 63H233V62H232ZM247 63H248V62H247ZM249 63H250V62H249ZM28 64H29V63H28ZM28 64H26V65H28ZM80 64H81V62H80ZM80 64H79V65H80ZM82 64H83V63H82ZM82 64H81V65H82ZM87 64H88V61H87L86 65H87ZM140 64H141V63H140ZM142 64H144V62H143ZM197 64H198V61H197ZM199 64L201 65V63H199ZM230 64H231V63H230ZM258 64H259V62H258ZM51 65H53V64H51ZM109 65H110V64H109ZM137 65H138V62H137ZM137 65H136V66H137ZM212 65L214 66V64H212ZM212 65L210 64L209 66H211L212 69H213V66H212ZM218 65H219V64H218ZM218 65H216L217 68H218ZM241 65H242V64H241ZM245 65H246V64H245ZM245 65H244V66H245ZM251 65H252V64H251ZM255 65H256V64H255ZM260 65H262V64H260ZM91 66H92V65H91ZM91 66L88 65L87 67H85L84 70L87 71L88 67H91ZM138 66H140V65H138ZM198 66H199V65H198ZM50 67H51V66H50ZM53 67H54V66H53ZM65 67H66V66H65ZM83 67H84V65H83ZM201 67L203 68V66H201ZM221 67H222V66H221ZM233 67H234V66H233ZM240 67H241V66H240ZM240 67H239V68H240ZM254 67H257V66H254ZM26 68H27V67H26ZM59 68H60V67H59ZM67 68H68V67H67ZM69 68H70V67H69ZM80 68H81V67H80ZM86 68H87V69H86ZM92 68H93V67H92ZM96 68H97V67H96ZM214 68H216V67H214ZM226 68H227V66H226ZM247 68H249V67H247ZM250 68H251V67H250ZM49 69H50V68H49ZM65 69H66V68H65ZM94 69H95V68H94ZM125 69H126V68H125ZM146 69H147V68H146ZM199 69H200V68H199ZM222 69H223V68H222ZM46 70H47V69H46ZM57 70H58V69H57ZM61 70H62V69H61ZM97 70H98V69H97ZM135 70H136V68H135ZM147 70H148V69H147ZM215 70H216V69H215ZM229 70H230V69H229ZM263 70H264V69H263ZM47 71H48V70H47ZM88 71H89V70H88ZM101 71H102V70H101ZM137 71H138V70H137ZM211 71H213V70H211ZM237 71H238V69H237ZM242 71H243V69H242ZM73 72H74V71H73ZM83 72H84V71H83ZM83 72H82V73H83ZM209 72H210V71H209ZM227 72H228V71H227ZM229 72H230V71H229ZM238 72H239V71H238ZM240 72H241V71H240ZM243 72H244V71H243ZM243 72H242V73H243ZM250 72H251V70L249 71V73H250ZM50 73H51V72H50ZM55 73H56V72H55ZM58 73H59V72H58ZM60 73H61V72H60ZM60 73H59V74H60ZM76 73H77V72H76ZM76 73H75V76H76ZM87 73H88V72H87ZM125 73H126V72H125ZM133 73H135V71H134ZM42 74H43V73H42ZM52 74H53V73H52ZM142 74H143V72H142ZM149 74H150V72H149ZM231 74H232V73H231ZM233 74H234V73H233ZM245 74H246V73H245ZM263 74H264V73H263ZM83 75H84V73H83ZM85 75H86V74H85ZM150 75H151V74H150ZM208 75H213V74H209V73H208ZM214 75H215V74H214ZM223 75H224V74H223ZM225 75H226V74H225ZM247 75H248V72H247ZM21 76H22V75H21ZM40 76H41V75H40ZM53 76H54V75H53ZM81 76H82V75H81ZM137 76H139V74H138ZM181 76H182V75H181ZM126 77H127V76H126ZM208 77H209V76H208ZM243 77H244V75H243ZM42 78H43V77H42ZM48 78H49V77H48ZM79 78H80V77H79ZM107 78H108V77H107ZM109 78H110V77H109ZM122 78H123V77H122ZM220 78H221V81H222V78H223V77H220ZM228 78H229V77H228ZM249 78H250V77H249ZM258 78H259V77H258ZM261 78H262V76H261ZM44 79H45V78H44ZM230 79H233V78H230ZM252 79H254V76H252V78H251L250 80L252 81ZM259 79H260V78H259ZM28 80H29V79H28ZM108 80H109V79H108ZM208 80H209V78H208ZM208 80H207V81H208ZM217 80H218V78H217ZM224 80H225V79H224ZM224 80H223V81H224ZM226 80H228V79H226ZM51 81H53V80H51ZM214 81H216V77H215V80H214ZM223 81H222V82H223ZM48 82H49V81H48ZM110 82H111V81H110ZM112 82H113V81H112ZM116 82H117V80H116ZM128 82H129V80H128ZM228 82H229V81H228ZM257 82H258V83H261V82H259V81H257ZM27 83H28V82H27ZM41 83H42V82H41ZM92 83H93V82H92ZM107 83H108V82H107ZM130 83H131V81H130ZM140 83H141V82H140ZM147 83H149V82H147ZM208 83L210 84V82H208ZM208 83L206 82V84H208ZM211 83H212V82H211ZM226 83H227V82H226ZM247 83H248V82H247ZM43 84H45V82H44ZM46 84H47V83H46ZM48 84H49V83H48ZM64 84H65V83H64ZM66 84H67V83H66ZM82 84H83V83H82ZM87 84H88V83H87ZM120 84H121V83H120ZM218 84H219V82H218ZM229 84H230V82H229ZM242 84H244V83H242ZM57 85H58V84H57ZM90 85H91V84H90ZM118 85H119V84H118ZM121 85H122V84H121ZM132 85H133V83H132ZM138 85H139V83H138ZM147 85H148V84H147ZM223 85H224V84H223ZM227 85H228V84H227ZM245 85H246V84H245ZM245 85H244V86H245ZM52 86H53V84H52ZM61 86H62V85H61ZM86 86H87V85H86ZM92 86H93V84H92ZM92 86H90V87H92ZM104 86H105V85H104ZM148 86H149V85H148ZM250 86H251V85H250ZM59 87H60V86H59ZM122 87H123V86H122ZM124 87H125V86H124ZM143 87H144V86H143ZM146 87H147V86H146ZM194 87H195V89H196L198 86H194ZM211 87H212V86H211ZM224 87H225V85H224ZM239 87H240V86H239ZM242 87H243V85H242ZM245 87H246V86H245ZM247 87H248V86H247ZM247 87H246V88H247ZM251 87H252V86H251ZM251 87H250V88H251ZM253 87H254V86H253ZM260 87H261V86H260ZM55 88H56V87H55ZM61 88H63V87H61ZM147 88H148V87H147ZM199 88H200V87H199ZM226 88H227V87H226ZM148 89H149V88H148ZM148 89H147V91H148ZM151 89H152V88H151ZM195 89H194V90H195ZM208 89H209V88H208ZM223 89H224V88H223ZM236 89H237V88H236ZM236 89H235V91H236ZM239 89H240V88H238V91L244 92L243 89H242L243 91H242V90H239ZM261 89H262V88H261ZM58 90H59V89H58ZM123 90H125V89H123ZM143 90H144V89H142L141 91H143ZM149 90H150V89H149ZM224 90H226V89H224ZM246 90H247V89H246ZM246 90H245V91H246ZM86 91H87V90H86ZM92 91H93V90H92ZM117 91H118V90H117ZM195 91H197V90H195ZM199 91H200V90H199ZM201 91H203V90H201ZM238 91H236V93H237ZM262 91H263V90H262ZM31 92H32V91H31ZM143 92H144V91H143ZM208 92L210 93V91H208ZM217 92H218V91H217ZM223 92H227V90H226V91H223ZM228 92H229V91H228ZM232 92H233V94H234V91H233V90H232ZM57 93H58V92H57ZM89 93H90V92H89ZM119 93H121V92H119ZM148 93H149V92H148ZM167 93H168V92H167ZM194 93H195V92H194ZM194 93H193V94H194ZM206 93H207V92H206ZM206 93H205V94H206ZM152 94H153V93H152ZM243 94H244V93H243ZM243 94H242V95H243ZM250 94H251V93H250ZM86 95H87V94H86ZM123 95H124V94H123ZM125 95H127V94H125ZM142 95H143V94H142ZM150 95H151V93H150ZM231 95H232V94H231ZM231 95H229V96H231ZM240 95H241V93H240ZM263 95H264V94H263ZM90 96H91V95H90ZM147 96H149V95L147 94ZM216 96H217V94H216ZM216 96L214 95V97H216ZM226 96H227V95H226ZM245 96H246V95H245ZM247 96H249L248 99H250V95H247ZM87 97H89V96H87ZM91 97H92V96H91ZM120 97H121V95H120ZM141 97H143V96H141ZM178 97H179V96H178ZM181 97H182V96H181ZM206 97H207V95H206ZM233 97H234V99H235V95H234ZM238 97H239V96H238ZM263 97H264V96H263ZM101 98H102V97H101ZM134 98H135V97H134ZM139 98H140V97H139ZM153 98H154V97H153ZM228 98H230V97H228ZM245 98H246V97H245ZM53 99H54V98H53ZM102 99H103V98H102ZM119 99H120V98H119ZM121 99H122V98H121ZM127 99H128V98H127ZM127 99H125V100H127ZM176 99H177V98H176ZM179 99H180V97H179ZM179 99H177V100L180 102ZM238 99H239V98H238ZM85 100H86V98H85ZM88 100H89V99H88ZM103 100H104V99H103ZM129 100H130V99H129ZM148 100H149V99L147 98V101H148ZM200 100H201V99H200ZM200 100H199V101H200ZM225 100H226V99H225ZM253 100H254V99H253ZM39 101H40V100H39ZM51 101H52V99H51ZM51 101H50V102H51ZM86 101H87V100H86ZM97 101H98V100H97ZM117 101H118V99H117ZM132 101H133V100H132ZM147 101H146V102H147ZM189 101H190V100H189ZM237 101H238V100H237ZM73 102H74V101H73ZM104 102H105V101H104ZM107 102H108V100H107ZM109 102H110V101H109ZM109 102H108V104L110 105ZM134 102H136V101H134ZM138 102H139V101H138ZM149 102H150V101H149ZM158 102H159V101H158ZM249 102H250V101H249ZM147 103H148V102H147ZM162 103H163V102H162ZM171 103H172V102H171ZM183 103H184V102H183ZM183 103H182V104H183ZM198 103H200V102H198ZM220 103H221V102H220ZM225 103H227V102H225ZM42 104H43V103H42ZM42 104H41V105H42ZM53 104H54V103H53ZM117 104H118V103H117ZM121 104H122V103H121ZM123 104H124V102H123ZM126 104H127V103H126ZM159 104H160V103H159ZM166 104H167V103H166ZM173 104H174V103H173ZM177 104H178V103H177ZM179 104H180V103H179ZM194 104H196V103H194ZM200 104H202V103H200ZM38 105H39V103H38ZM44 105H45V104H44ZM113 105H114V104L112 103V106H113ZM131 105H132V103H131ZM135 105H136V104H135ZM149 105H150V104H149ZM175 105H176V104H175ZM175 105L173 106V108L175 107ZM202 105H203V104H202ZM202 105H201V106H202ZM222 105H223V104H222ZM242 105H243V103L241 102V106H242ZM49 106H50V105H49ZM100 106H101V105H100ZM106 106H107V105H106ZM127 106H129V105H127ZM127 106H126V107H127ZM151 106H152V105H151ZM153 106H154V105H153ZM161 106H163V105H161ZM193 106H194V105H193ZM195 106H196V105H195ZM198 106H199V105H198ZM201 106H200V107H201ZM246 106H247V105H246ZM246 106H245V108H247ZM110 107H111V106H110ZM140 107H141V106H140ZM158 107H160V106H158ZM215 107H216V106H215ZM36 108H37V107H36ZM66 108H67V107H66ZM76 108H77V107H76ZM96 108H97V107H96ZM100 108H102V106H101ZM103 108H104V107H103ZM112 108H113V107H112ZM118 108H119V107H118ZM144 108H145V105H144ZM161 108H162V107H161ZM161 108H160V109H161ZM178 108H179V107H178ZM202 108H204V106H203ZM245 108H244V109H245ZM104 109H105V108H104ZM107 109H108V108H107ZM107 109H106V110H107ZM125 109H126V108H125ZM140 109H143V108H140ZM152 109H153V108H152ZM218 109H219V107L216 109L217 112H218ZM223 109H224V108H223ZM237 109H240V107L237 108ZM35 110H38V109H35ZM48 110H49V109H48ZM60 110H61V109H60ZM67 110H68V109H67ZM75 110H76V109H75ZM106 110H105V111H106ZM116 110H117V109H116ZM135 110H136V109H135ZM146 110H147V109H146ZM161 110H162V109H161ZM41 111H42V109H41ZM70 111H71V110H70ZM99 111H100V110H99ZM101 111H103V110H101ZM101 111H100V112H101ZM113 111H114V110H113ZM144 111H145V109H144ZM156 111H157V110H156ZM159 111H160V110H159ZM167 111H169V110H167ZM174 111H175V110H174ZM52 112H53V111H52ZM91 112H92V111H91ZM91 112L89 111V113H91ZM93 112L95 113V111H93ZM109 112L111 113V109H110ZM121 112H122V110H121ZM148 112H149V111H148ZM176 112H177V110H176ZM215 112H216V111H215ZM38 113H39V112H38ZM49 113H50V110H49ZM68 113H69V112H68ZM101 113H102V112H101ZM113 113H115V111H114ZM152 113H153V112H152ZM152 113H150V114H152ZM155 113H156V112H155ZM212 113H213V112H212ZM239 113H241V112L236 113L235 110H234V114H235L237 117H238L237 114H239ZM72 114H73V113H72ZM74 114H75V113H74ZM87 114H88V112H87ZM91 114H93V113H91ZM104 114H105V113H104ZM108 114H109V113H108ZM116 114H119V112H118V113H115V117H116ZM120 114H121V113H120ZM142 114H143V113H142ZM157 114H158V113H157ZM213 114H214V113H213ZM219 114H220V112L218 113V116L221 117ZM222 114H223V113H222ZM222 114H221V115H222ZM234 114H233V115H234ZM80 115H81V114H80ZM233 115H232V116H233ZM39 116H40V115H39ZM55 116H56V115H55ZM76 116H78V115H76ZM95 116H96V114H95ZM98 116H100V115H98ZM103 116H104V115H103ZM117 116H118V115H117ZM123 116H124V114H123ZM139 116H140V114H139ZM155 116H156V115H155ZM160 116H161V115H160ZM222 116H223V115H222ZM2 117H3V116H2ZM2 117H1V119H2ZM48 117H49V116H48ZM109 117H110V116H109ZM164 117H165V116H164ZM239 117H241V116L239 115ZM39 118H40V117H39ZM52 118H53V116H52ZM81 118H82V116H81ZM96 118H97V116H96ZM112 118L115 119L114 117H112ZM117 118H120V117H117ZM134 118H135V117H134ZM144 118H145V117H144ZM158 118H159V116H158ZM231 118H232V117H231ZM56 119H57V117H56ZM99 119H100V118H99ZM108 119H109V118H108ZM113 119H112V122H113ZM122 119H123V118H122ZM131 119H132V118H130V120H131ZM142 119H143V116H142ZM148 119H149V118H148ZM155 119H156V118H155ZM162 119H163V118H162ZM223 119H224V117H223ZM226 119H227L226 121H228V118H226ZM229 119H230V117H229ZM236 119H237L236 117L233 118V120H236ZM54 120H55V119H54ZM66 120H67V119H66ZM97 120H98V119H97ZM106 120H107V119H106ZM110 120H111V119H110ZM117 120H118V119H117ZM137 120H138V118H137ZM139 120H140V118H139ZM157 120H158V119H157ZM159 120H161V119L159 118ZM224 120H225V119H224ZM237 120H239V119H237ZM240 120H242V119H240ZM244 120H245V118H244ZM244 120H243V122H244ZM1 121H2V120H1ZM56 121H57V120H56ZM61 121H62V119H61ZM108 121H109V120H108ZM108 121H107V122H108ZM114 121H115V120H114ZM141 121H143V120H141ZM144 121H145V120H144ZM144 121H143V123H144ZM149 121H150V120H149ZM149 121H147V122H149ZM221 121H222V120H221ZM14 122H15V121H14ZM57 122H58V121H57ZM59 122H60V120H59ZM127 122H128V121H127ZM136 122H137V121H136ZM155 122H156V121H155ZM1 123H2V122H1ZM83 123H84V122H83ZM83 123H82V125H83ZM102 123H103V122H102ZM102 123H101V124H102ZM105 123H106V122H105ZM109 123H111V121H110ZM109 123H107V124H109ZM124 123H126V122H124ZM150 123H151V122H150ZM224 123H225V122H224ZM244 123H245V122H244ZM57 124H58V123H57ZM59 124H60V123H59ZM107 124H106V125H107ZM240 124H241V122H240ZM55 125H56V124H55ZM70 125H71V124H70ZM102 125H104V124H102ZM109 125H110V124H109ZM109 125H108V126H109ZM123 125H124V124H123ZM128 125H129V123H128ZM131 125H132V124H131ZM143 125H144V124H143ZM145 125H146V124H145ZM145 125H144V126H145ZM157 125H158V124H157ZM241 125H242V124H241ZM247 125H248V124H247ZM110 126H111V125H110ZM110 126H109V127H110ZM116 126H117V125H116ZM138 126H139V125H138ZM146 126H147V125H146ZM154 126H155V125H154ZM243 126H244V125H243ZM243 126H242V127H243ZM249 126H250V125H248V127H249ZM20 127H21V126H20ZM72 127H73V124H72ZM85 127H86V126H85ZM106 127H107V126H106ZM120 127H121V126H120ZM126 127H127V126H126ZM139 127H140V126H139ZM149 127H150V126H149ZM155 127H156V126H155ZM236 127H238V126H236ZM80 128H81V127H80ZM88 128H89V127H88ZM128 128H130V127L128 126ZM156 128H158V127H156ZM170 128H171V127H170ZM250 128H251V127H250ZM252 128H253V127H252ZM252 128H251V129H252ZM71 129H73V128H71ZM71 129H69V130H71ZM81 129H82V128H81ZM83 129H85V128L83 127ZM99 129H100V131H101V128H99ZM108 129H109V128H108ZM108 129H107V130H108ZM117 129H119V127H117ZM124 129H125V128H124ZM140 129H141V128H140ZM140 129H139V130H140ZM150 129H151V128H150ZM159 129H160V128H159ZM175 129H176V128H175ZM228 129H229V128H228ZM247 129H248V128H247ZM247 129L244 128V130H247ZM254 129H255V127H254ZM77 130H78V129H77ZM77 130H75V131H77ZM91 130H92V129H91ZM115 130H116V129H115ZM129 130H130V129H129ZM129 130H128V131H129ZM144 130H145V128H144ZM171 130H172V132H173V128H171ZM177 130H178V129H177ZM230 130H231V129H230ZM80 131H81V130H80ZM85 131H86V130H85ZM95 131H96V129H95ZM97 131H98V130H97ZM104 131H105V129H104ZM104 131H103V132H104ZM117 131H118V130H117ZM117 131H115V132H117ZM130 131H131V130H130ZM141 131H143V130H141ZM148 131H149V129H148ZM152 131H153V130H152ZM233 131H234V130H232V132H233ZM242 131H243V129H242ZM248 131L250 132L251 130L248 129ZM256 131H257V130H256ZM260 131H261V130H260ZM260 131L258 130L257 132H260ZM77 132H78V131H77ZM105 132H106V131H105ZM136 132H137V134L139 133L138 131H136ZM136 132H134V134H133V132H132V135H134V137L131 136L132 138H135V134H136ZM145 132H147V131H145ZM145 132H143V133H145ZM160 132H161V130H160ZM160 132H159V133H160ZM194 132H195V130H194ZM74 133H75V132H74ZM80 133H81V132H80ZM90 133H92V132H90ZM95 133H97V132H95ZM130 133H131V132H130ZM147 133H148V132H147ZM159 133H158V134H159ZM170 133H171V131H170ZM173 133H174V132H173ZM173 133H172V136H173ZM239 133H240V135L242 134L241 132H239ZM75 134H76V133H75ZM122 134H123V133H122ZM199 134H200V132H199ZM251 134H252V133H251ZM130 135H131V134H130ZM140 135H141V134H140ZM142 135H143V134H142ZM154 135H155V134H154ZM176 135H177V134H176ZM201 135H202V134H201ZM201 135H200V137H201ZM98 136H99V135H97V137H98ZM103 136H104V135H103ZM103 136H102V137H103ZM236 136H237V135H236ZM247 136H248V134H247ZM250 136H251V135H250ZM65 137H66V136H65ZM67 137H68V136H67ZM97 137H96V138H97ZM113 137H114V136H113ZM164 137H165V136H164ZM73 138H74V137H73ZM92 138H93V136H92ZM116 138H118V137H116ZM144 138H145V137H144ZM190 138H191V137H190ZM201 138H202V137H201ZM221 138H222V137H221ZM235 138H237V137H235ZM57 139H58V138H57ZM126 139H127V138H126ZM128 139H129V138H128ZM128 139H127V140H128ZM146 139H147V138H146ZM230 139H231V138H230ZM245 139H246V138H245ZM248 139H251V138H248ZM93 140H94V139H93ZM122 140H123V139H122ZM139 140H140V139H139ZM144 140H145V139H144ZM222 140H223V139H222ZM242 140H243V138H242ZM54 141H55V140H54ZM190 141H191V140H190ZM197 141H198V140H197ZM233 141H234V140H233ZM236 141H239V140H236V139H235V142H236ZM243 141H244V140H243ZM62 142H63V141H62ZM62 142H61V143H62ZM72 142H73V140H72ZM90 142H92V141H90ZM128 142H129V141H128ZM140 143H141V142H140ZM198 143H199V142H198ZM203 143H204V142L202 141L201 144H203ZM231 143L233 144V142H231ZM242 143H243V142H242ZM53 144H54V143H53ZM89 144H90V143H89ZM130 144H131V143H130ZM205 144H206V143H205ZM207 144H208V142H207ZM244 144H245V143H244ZM246 144H247V143H246ZM87 145H88V144H87ZM87 145H86V146H87ZM228 145H229V144H228ZM56 146H57V145H56ZM105 146H106V145H105ZM138 146H139V145H138ZM205 146H206V145H205ZM209 146H210V145H209ZM212 146H213V145H212ZM53 147H54V146H53ZM217 147H218V146H217ZM88 148H89V146H88ZM211 148H212V147H211ZM55 149H56V148H55ZM199 149H200V148H199ZM43 150H44V148H43ZM53 150H54V149H53ZM38 151H39V150H38ZM40 151H42V150H40ZM47 151H50V150H47ZM54 151H55V150H54ZM56 151H58V150H56ZM86 151H87V150H86ZM29 152H30V151H29ZM43 152H44V151H43ZM51 152H52V151H51ZM82 152H83V151H82ZM34 153H36V150H35ZM202 153H203V152H202ZM32 154H33V153H32ZM41 154H42V152H41ZM44 154H45V153H44ZM53 154H55V153H53ZM53 154H52V155H53ZM115 154H116V153H115ZM21 155H22V154H21ZM28 155H29V153H28ZM30 155H31V154H30ZM33 155H36V154H33ZM56 155H57V154H56ZM31 156H32V155H31ZM38 156H39V154H38ZM42 156H43V155H42ZM113 156H114V155H113ZM25 157H26V156H25ZM32 157H33V156H32ZM32 157H31L30 159H33ZM52 157H53V156H52ZM56 157H57V156H56ZM134 157H136V156H134ZM143 157H144V156H143ZM153 157H154V156H153ZM157 157H158V156H157ZM157 157H156V158H157ZM23 158H24V157H23ZM39 158H40V157H39ZM138 158H139V157H138ZM158 158H159V157H158ZM158 158H157V159H158ZM36 159H37V157H36ZM50 159H51V158H50ZM56 159H57V158H56ZM65 159H66V158H65ZM68 159H69V158H68ZM51 160H52V159H51ZM54 160H55V159H54ZM62 160H64V159H62ZM72 160L74 161V159H72ZM52 161H53V160H52ZM57 161H58V160H57ZM125 161H126V160H125ZM132 161H133V160H132ZM135 161H136V160H135ZM42 162H43V160H42ZM133 162H134V161H133ZM136 162H137V161H136ZM136 162H134V164H135ZM72 163H73V167H74V164H76V163H74V162H72ZM43 164H44V163H43ZM131 164H132V163H131ZM170 164H171V163H170ZM50 165H51V164H50ZM59 165H60V164H59ZM35 166H36V165H35ZM39 166H40V165H38V167H39ZM43 166H44V165H43ZM40 167H41V166H40ZM166 167H167V166H166ZM166 167H165V168H166ZM22 168H23V167H22ZM27 168H28V167H27ZM182 168H183V167H182ZM43 169H44V168H43ZM167 169H168V168H167ZM25 170H27V169H25ZM37 170H38V169H37ZM165 170H166V169H165ZM169 170H171V169H169ZM23 171H24V168H23ZM23 171H22V172H23ZM73 171H74V170H73ZM73 171H72V172H73ZM173 171H174V170H173ZM168 172H169V171H168ZM171 172H172V171H171ZM178 172H179V171H178ZM41 173H43V172H41ZM75 174H76V172H75ZM194 174H195V173H194ZM23 175H24V174H23ZM26 175H27V174H26ZM45 175H46V174H45ZM72 175H74V173H73ZM195 175H196V174H195ZM42 176H43V175H42ZM51 177H52V176H51ZM70 177H71V176H70ZM113 177H114V176H113ZM59 178H60V177L57 176V179H59ZM73 178H74V177H73ZM73 178H69V179H73ZM106 178H107V177H106ZM110 178H111V177H110ZM36 179H37V178H36ZM108 179H109V178H108ZM112 179H113V178H112ZM116 179H117V178H116ZM67 180H68V179H67ZM34 181H35V180H34ZM57 181H58V180H57ZM62 181H63V180H62ZM73 181H74V180H72V182H73ZM113 181H114V180H113ZM116 181H117V180H116ZM68 182H69V180H68ZM70 182H71V181H70ZM95 183H96V182H95ZM110 183H111V182H110ZM114 183H115V182H114ZM122 183H123V182H122ZM126 183H128V182H126ZM126 183H125V184H126ZM130 183H131V182H130ZM60 184H62V185L64 186L65 183H64V181H63V183H60ZM66 184H67V182H66ZM91 184H93V183H91ZM106 184H107V183H106ZM196 184H197V182H196ZM51 185H52V184H51ZM54 185L56 186V184H54ZM54 185H52V186H54ZM62 185H60V186L58 185V186H59L60 188H62ZM109 185H110V184H109ZM109 185H108V186H109ZM197 185H198V184H197ZM108 186H107V187H108ZM110 186H111V185H110ZM112 186H113V185H112ZM184 186H185V185H184ZM57 188H58V187H57ZM127 188H128V187H127ZM130 188H131V187H130ZM130 188H129V189H130ZM58 189H59V188H58ZM111 189H112V188H111ZM111 189H110V190H111ZM114 189H116V188H114ZM114 189H113V190H114ZM129 189H128V190H129ZM113 190H111V192H112ZM130 190H131V189H130ZM36 191H37V190H36ZM36 191H35V192H36ZM107 191H108V190H107ZM115 191H116V190H115ZM15 192H16V191H15ZM35 192H34V194H35ZM108 192H109V191H108ZM108 192H106V193H108ZM111 192H110V193H111ZM116 192H117V191H116ZM122 192H123V191H122ZM2 193H3V192H2ZM16 193H17V192H16ZM26 193H27V192H26ZM28 193H29V192H28ZM72 193H73V192H71V194H72ZM99 193H100V192H99ZM0 194H1V193H0ZM7 194H8V193H7ZM10 194H11V193H10ZM12 194H13V193H12ZM18 194H19V193H17V195H18ZM112 194H113V193H112ZM112 194H111V195H112ZM116 194H117V193H116ZM116 194H115V195H116ZM36 195H37V194H36ZM125 195H126V194H125ZM125 195H123V196L126 197ZM127 195H128V193H127ZM4 196H5V195H4ZM38 196H39V194H38ZM49 196H50V195H49ZM107 196H110V195H107ZM5 197H7V195H6ZM8 197H10V196H8ZM26 197H27V196H26ZM39 197H40V196H39ZM124 197H123V198H124ZM222 197H223V196H222ZM222 197H221V198H222ZM2 198H3V197H2ZM12 198H14V197H12ZM22 198H23V197H22ZM27 198H28V197H27ZM51 198L53 199V197H51ZM123 198H122V199H123ZM215 198H217V197H215ZM9 199H10V198H9ZM16 199H17V198H16ZM16 199H15L14 201H16ZM19 199H21V198H19ZM33 199H34V198H33ZM38 199H39V198H38ZM38 199L35 198V200H36L37 202L39 201ZM107 199H108V198H107ZM110 199H111V196H110ZM112 199H113V197H112ZM114 199H115V198H114ZM124 199H125V198H124ZM0 200H1V199H0ZM3 200H4V198H3ZM3 200H2V202H3ZM12 200H13V199H12ZM12 200H11V202H12ZM40 200H41V199H40ZM48 200H50V199H48ZM131 200H132V199H131ZM197 200H198V199H197ZM221 200H222V199H221ZM14 201H13V202H14ZM18 201H19V200H18ZM44 201H45V200H44ZM59 201H60V200H59ZM75 201H76V200H75ZM88 201H89V200H88ZM119 201H120V200H119ZM125 201H126V200H125ZM129 201H130V200H129ZM214 201H215V200H214ZM28 202H29V200H28ZM28 202H27V203H28ZM37 202H36V203H37ZM45 202H46V201H45ZM50 202H51V201H50ZM50 202H49V204H50ZM120 202H121V201H120ZM127 202H128V201H127ZM210 202H211V201H210ZM0 203H1V201H0ZM8 203H9V202H8ZM17 203H18V202H16L15 205H16ZM22 203H23V202H22ZM47 203H48V202H47ZM89 203H90V202H89ZM12 204H13V203H12ZM24 204H25V202H24ZM32 204H34V202H32ZM38 204H39V202H38ZM38 204H37V205H38ZM49 204H48V206H49ZM52 204H53V203H52ZM56 204H57V202L55 203V205H56ZM84 204H85V203H84ZM115 204H117L116 201H115ZM124 204L126 205L125 202H124ZM127 204H128V203H127ZM1 205H3V204L1 203ZM10 205H11V204H10ZM15 205H14V206H15ZM19 205H20V203H19ZM27 205H28V204H27ZM57 205H58V204H57ZM77 205H78V204H77ZM87 205H88V204H87ZM118 205L120 206V205H123V204H118ZM193 205H194V204H193ZM210 205H212V204H210ZM8 206H9V204H8ZM11 206H12V205H11ZM33 206H34V205H33ZM33 206H32V207H33ZM45 206H46V205H45ZM48 206H47V207H48ZM123 206H124V205H123ZM1 207H2V206H1ZM9 207H10V206H9ZM22 207H23V205H22ZM22 207H21V208H22ZM34 207L36 208V204H35ZM88 207H89V205H88ZM93 207H94V206H93ZM113 207H114V206H113ZM115 207H116V206H115ZM2 208H4V206H3ZM21 208H20V209H21ZM26 208H27V207H26ZM94 208H95V207H94ZM219 208H220V207H219ZM0 209H1V208H0ZM12 209H14V208L12 207L11 210H12ZM16 209H17V208H16ZM18 209H19V208H18ZM116 209H117V208H116ZM21 210H22V209H21ZM24 210H25V209H24ZM93 210H94V209H93ZM218 210H219V209H218ZM0 211H1V210H0ZM12 211H15V210H12ZM18 211H20V210H18ZM31 211H32V210H31ZM114 211H115V210H114ZM10 212H11V211H10ZM10 212H9V213H10ZM21 212L23 213V211H20V213H21ZM36 212H38V211H36ZM12 213H14V212H12ZM15 213H16V212H15ZM24 213H25V211H24ZM33 213L35 214L34 211H33ZM190 213H191V212H190ZM197 213H198V212H197ZM222 213H223V212H222ZM18 214H19V213H18ZM24 215H25V214H24ZM221 215H225V214H221ZM14 216H15V215H14ZM25 216H26V215H25ZM25 216H24V217H25ZM118 216H119V215H118ZM188 216H189V215H188ZM194 216H195V215H194ZM8 217H9V216L6 217L8 220H9V219H12V218H8ZM10 217H11V214H10ZM20 217H21V214H20ZM20 217H19V218H20ZM21 218L23 219V217H21ZM32 218H33V217H32ZM120 218H122V217H120ZM223 218H224V217H223ZM229 218H230V217H229ZM12 220H13V219H12ZM25 220H27V219H23V221H25ZM34 220H35V219H34ZM223 220H225V219H223ZM17 221H18V220H17ZM20 221H21V219H20ZM20 221H19V223H20ZM6 222H8V221H6ZM13 223H14V222H13ZM15 223H16V222H15ZM120 223H121V222H120ZM209 223H211V222H209ZM0 224H1V223H0ZM6 224H7V223H6ZM6 224H4V225H6ZM21 224H22V223H21ZM33 224H34V223H33ZM33 224H32V225H33ZM35 224H36V223H35ZM122 224H123V223H122ZM17 225H20V224H17ZM17 225H16V226H17ZM98 225H99V224H98ZM117 225H118V224H117ZM16 226H15V227H16ZM95 226H96V225H95ZM12 227H13V226H12ZM17 227H18V226H17ZM17 227L15 228L16 230L18 229ZM0 228H2V226H1ZM9 228H10V227H9ZM95 228L97 229L98 227H95ZM6 229H7V228H6ZM11 229H12V228H11ZM99 229H100V228H99ZM18 230H20V228H19ZM55 230H56V229H55ZM110 230H111V228H110ZM8 231H9V230H8ZM8 231H7V232H8ZM10 231H11V230H10ZM10 231H9V232H10ZM20 231H21V230H20ZM42 231H43V230H42ZM52 231H54V229H53ZM11 232H12V231H11ZM99 232H100V231H99ZM4 233H5V232H4ZM14 233H15V232H14ZM17 233H18V232H17ZM102 233H103V232H102ZM11 234H12V233H11ZM11 234H6V236L9 235V236L12 237ZM22 235H23V234H22ZM54 235H55V234H54ZM60 235H62V234H60ZM9 236H8V237H9ZM14 236H15V235H14ZM16 236H17L18 239H19L18 234H17ZM17 237H16L15 239H17ZM25 237H26V236H25ZM28 237H29V236L27 235V238H28ZM27 238H26V239H27ZM106 238H108V237H106ZM111 238H112V237H111ZM239 238H240V237H239ZM15 239H14V240H15ZM21 239H22V238H21ZM241 239H242V238H241ZM5 240H6V239H5ZM12 240H13V238H12ZM30 240H31V239H30ZM46 240H47V239H46ZM2 241H3V240H2ZM20 241H21V240H20ZM89 241H90V240H89ZM12 242H13V241H12ZM14 242H15V241H14ZM28 242H29V241H28ZM28 242H26V243H28ZM105 242H106V241H105ZM109 242H110V240H109ZM109 242H108V243H109ZM0 243H1V242H0ZM15 243H16V242H15ZM89 243H91V242H89ZM23 244H24V243H23ZM29 244H30V243H29ZM29 244H28V245H29ZM35 244H36V243H35ZM80 244H81V243H80ZM92 244H93V243H92ZM12 245H13V244H12ZM15 245H16V244H15ZM106 245H107V244H106ZM106 245H105V246H106ZM22 246H23V245H22ZM95 246H96V245H95ZM14 247H15V246H14ZM28 247H29V246H28ZM99 247H100V246H99ZM186 247H187V246H186ZM10 248H11V247H10ZM95 248H96V247H95ZM104 248H105V247H104ZM184 248H185V247H184ZM184 248H183V249H184ZM187 248H188V247H187ZM13 249H14V248H12V251H13ZM185 249H186V248H185ZM222 249H223V247H222ZM0 250H1V249H0ZM17 250H18V248H17ZM31 250L34 251V247H33V249H32V247H31ZM31 250H30V251H31ZM188 250H189V248H188ZM14 251H15V250H14ZM28 251H29V250H28ZM113 251H114V250H113ZM181 251H182V250H181ZM222 251H223V250H222ZM34 252H35V251H34ZM34 252H33V253H30L31 256L34 254ZM189 252H190V251H189ZM24 253H25V252H24ZM187 253H188V252H187ZM14 254H15V253H14ZM191 254H192V253H191ZM191 254H189V255H191ZM16 255H17V254H16ZM183 255H184V254H183ZM103 256H104V255H103ZM186 256H188V255H186ZM191 256H192V255H191ZM182 257H183V256H182ZM16 258H17V257H16ZM25 258H26V256H25ZM184 258H185V257H184ZM1 259H2V258H1ZM118 259H119V258H118ZM190 259H191V258H190ZM106 260H107V259H106ZM33 261H34V260H33ZM102 261H103V260H102ZM255 261H256V260H255ZM53 262H54V261H53ZM56 262H58V261H56ZM110 262H111V260H110ZM195 262H196V261H195ZM201 262H202V261H201ZM35 263H36V262H35ZM35 263H34V264H35ZM48 263H49V262H48ZM107 263H108V262H107ZM7 264H8V263H7ZM49 264H51V263H49ZM198 264H199V263H198Z\"/></svg>","mask_w":264,"mask_h":264},{"label":"built area","instance_id":"obj_5","mask_svg":"<svg viewBox=\"0 0 264 264\" xmlns=\"http://www.w3.org/2000/svg\"><path fill=\"white\" fill-rule=\"evenodd\" d=\"M77 1L78 0H74ZM160 14V16L158 15ZM246 17V14L243 15V18ZM158 18L159 20H157ZM169 23V19H167L165 12L163 10H156L152 12L149 15V21H147V25L152 28L153 34L158 32L159 30H162L166 27V25ZM150 46V43L147 45ZM137 79H135L134 84L131 85L127 89V98L132 99L134 97H141L142 92L139 90V88L136 86ZM220 89V87H218ZM0 113L3 116V120L5 121H12L16 117V114L7 113V111L4 110L2 107L0 110ZM124 116L128 118H132V112L131 110L127 109L124 112ZM252 162H259L260 164H264V153L258 151L257 149L251 147L250 145L243 147L240 151H237L233 155H227L225 157V164L223 165V171L229 176H233L238 166L249 164ZM54 173L49 172L48 175L42 176L38 178L36 181H29V183L25 182L20 185L19 191L21 192H29V197L33 198L35 190L41 186L44 185L47 179H49ZM208 179L207 177L204 178V180ZM203 180V181H204ZM115 186H118L117 188L122 189V186L118 183H115Z\"/></svg>","mask_w":264,"mask_h":264},{"label":"crops","instance_id":"obj_6","mask_svg":"<svg viewBox=\"0 0 264 264\" xmlns=\"http://www.w3.org/2000/svg\"><path fill=\"white\" fill-rule=\"evenodd\" d=\"M170 38V37H169ZM168 38V39H169ZM169 41H171V42H169ZM169 41L167 40L166 42H169V43H164L163 45H164V47H171L172 45H174L173 43H174V41H172V40H170L169 39ZM183 44H179V46L178 47H180V49L182 48L181 46H182ZM176 48H177V46H175ZM187 76V75H186ZM189 126V125H188ZM189 129H190V127H189ZM158 142H160V141H158Z\"/></svg>","mask_w":264,"mask_h":264}]
</instances>
